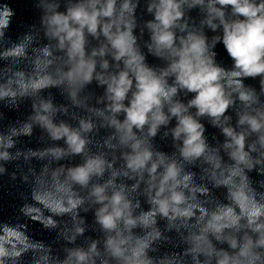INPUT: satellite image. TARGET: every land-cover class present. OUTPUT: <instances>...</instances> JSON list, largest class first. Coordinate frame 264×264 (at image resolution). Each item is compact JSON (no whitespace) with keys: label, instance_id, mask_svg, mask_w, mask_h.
Masks as SVG:
<instances>
[{"label":"clouds","instance_id":"1","mask_svg":"<svg viewBox=\"0 0 264 264\" xmlns=\"http://www.w3.org/2000/svg\"><path fill=\"white\" fill-rule=\"evenodd\" d=\"M30 4L0 0V105L30 103L0 111V177L30 186L0 264H264V0Z\"/></svg>","mask_w":264,"mask_h":264},{"label":"water","instance_id":"2","mask_svg":"<svg viewBox=\"0 0 264 264\" xmlns=\"http://www.w3.org/2000/svg\"><path fill=\"white\" fill-rule=\"evenodd\" d=\"M10 2L13 4V7L17 9L18 12V19L24 21L25 23H32L35 19L38 18V13L31 8L30 0H10ZM195 15V13H193ZM151 17L146 16L145 19H149ZM23 28H19L17 24L14 22L13 27L11 29V36L13 40L16 39V37L23 32ZM147 38V37H146ZM216 51L218 52L217 59L224 64L225 66H230L232 61L227 56L226 51L223 48L222 43L217 46ZM148 62L150 64H159L160 61L148 57ZM3 62L0 61V65H2ZM246 83L249 84H258V81L256 80H247ZM92 87H95L93 85ZM53 94L55 95V102L57 103H63V97L60 96L58 90L52 89L51 90ZM100 89H97V92H99ZM47 95V92L44 93ZM0 111H3L6 114L7 119L4 121L5 124L9 122H15L17 118H23L30 112V103L25 104L21 107L20 112H16L15 110H10L7 108H3L2 105H0ZM206 123V122H205ZM206 126L208 128V131L206 135H208L209 140L211 142V136L213 133H215L221 140L223 139L222 136H220L219 131L217 129L212 128L211 126H208L206 123ZM40 135L39 130L36 131L35 135L29 140V138L24 137L21 138V142L18 145V147L25 148V147H31L33 149L41 148L44 146V144L40 143L38 141V137ZM157 145L166 152H171V144L170 141L168 142H161L159 140V137L156 139ZM74 163H79V158L77 157ZM33 166H35L36 170L39 171L40 167L42 166L41 162L33 160L32 162ZM9 173L15 170L14 164L7 165ZM27 166H25V169ZM253 179H260L261 177H258L255 173L251 174ZM223 190H220L217 192V195H220ZM21 193H24L25 195H28L30 193V186L27 184L21 183L19 179L16 181H11L9 176H2L0 177V222H8V223H14L16 220L20 217L19 214V207L24 203V201L21 199ZM29 202L30 197H29ZM147 207V205H144ZM93 217L92 214H87V221L89 224L92 223ZM28 223V226L30 228V235H32L35 239L43 240L44 242H51L54 240L56 233L55 232H49L47 230H44L39 224L32 223L31 221H25ZM89 235L95 236V233H87ZM29 257H25V260H28Z\"/></svg>","mask_w":264,"mask_h":264}]
</instances>
